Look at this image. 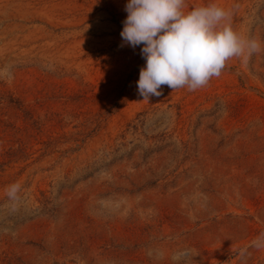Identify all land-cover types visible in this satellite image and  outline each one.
I'll return each instance as SVG.
<instances>
[{
	"label": "rangeland",
	"instance_id": "374dc122",
	"mask_svg": "<svg viewBox=\"0 0 264 264\" xmlns=\"http://www.w3.org/2000/svg\"><path fill=\"white\" fill-rule=\"evenodd\" d=\"M127 2L0 0V264H264V0H186L261 50L150 101Z\"/></svg>",
	"mask_w": 264,
	"mask_h": 264
},
{
	"label": "clouds",
	"instance_id": "9594fccd",
	"mask_svg": "<svg viewBox=\"0 0 264 264\" xmlns=\"http://www.w3.org/2000/svg\"><path fill=\"white\" fill-rule=\"evenodd\" d=\"M186 0H128L120 47L140 48L145 60L136 82L143 100L172 92L196 91L219 77L227 61L247 58L261 50L228 23L231 13L216 4L185 10Z\"/></svg>",
	"mask_w": 264,
	"mask_h": 264
}]
</instances>
